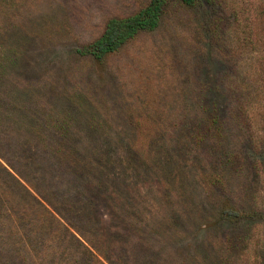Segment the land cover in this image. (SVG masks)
Masks as SVG:
<instances>
[{"label":"rangeland","instance_id":"obj_1","mask_svg":"<svg viewBox=\"0 0 264 264\" xmlns=\"http://www.w3.org/2000/svg\"><path fill=\"white\" fill-rule=\"evenodd\" d=\"M145 1L0 0V264H264V0Z\"/></svg>","mask_w":264,"mask_h":264},{"label":"trees","instance_id":"obj_2","mask_svg":"<svg viewBox=\"0 0 264 264\" xmlns=\"http://www.w3.org/2000/svg\"><path fill=\"white\" fill-rule=\"evenodd\" d=\"M172 1H175L185 7H192L196 3V0H146L144 3L138 5L132 14L120 18L108 19L101 33L88 46L83 48L81 53L85 55L89 54L95 59H100L105 54L115 51L124 42L132 38L137 32L155 28L159 24L166 8ZM27 124L28 125L26 126L25 131L26 133H29L32 131V123L27 122ZM34 129L36 130L37 127L34 126ZM60 129L61 128H58L57 130ZM40 130L41 129H37L36 132L39 133L38 131ZM40 139H43L42 136ZM57 146H59V148L57 147L56 150L55 148L53 150L57 159L64 161L66 165L74 168L76 164V160L73 157L74 155L68 151L62 150L60 145ZM0 157L1 159H5L1 152ZM0 166L7 174H11L1 163ZM7 166L10 167L9 169H14L8 160ZM10 176H12L13 180L17 181L12 174ZM40 197L42 198V196ZM33 200L38 201L39 203V200L35 197ZM49 215L53 216L52 212H49Z\"/></svg>","mask_w":264,"mask_h":264}]
</instances>
